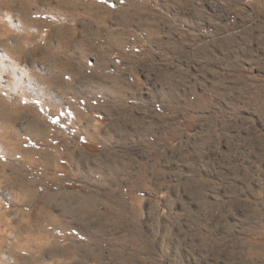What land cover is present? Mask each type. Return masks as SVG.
Returning <instances> with one entry per match:
<instances>
[{
  "label": "rangeland",
  "instance_id": "1",
  "mask_svg": "<svg viewBox=\"0 0 264 264\" xmlns=\"http://www.w3.org/2000/svg\"><path fill=\"white\" fill-rule=\"evenodd\" d=\"M8 1L0 7V264H264V0ZM135 4L143 6L139 22L117 24ZM83 5L91 13L72 23ZM153 22L160 28L148 27ZM111 29L137 33L123 50L144 53L149 64L162 60L166 87L183 92L179 101H161L156 70L124 72L146 90L145 113L165 114L177 129L164 130V141L151 134L136 147L128 135L104 132L108 139L92 145L75 123L72 107L84 110L89 96L74 93L59 66L79 53L90 70L91 41ZM82 32L89 44L65 41ZM124 101L130 109L122 120L136 100ZM95 118L109 127V116ZM34 122L46 127L38 136ZM69 147L78 154L70 156ZM102 152L119 155L114 159L121 169L128 163V173H155V182L129 184L120 175L99 184ZM81 202L108 218L92 222L86 212L79 224L81 215L70 217V210ZM108 202L128 210L108 214ZM89 251L101 258H88Z\"/></svg>",
  "mask_w": 264,
  "mask_h": 264
},
{
  "label": "crops",
  "instance_id": "2",
  "mask_svg": "<svg viewBox=\"0 0 264 264\" xmlns=\"http://www.w3.org/2000/svg\"><path fill=\"white\" fill-rule=\"evenodd\" d=\"M137 4V3H136ZM130 5L128 7L124 8V12L122 15H120V19L118 20L117 24L122 25L123 23L125 24V27H133V25H128V23H138L139 22V16L141 15L140 11H142V7L137 6V5ZM89 6V7H88ZM83 10L82 12L79 11L75 13L74 15H77V17H72V23L74 21L79 20L80 21V15L84 16L85 12L91 13V5H83ZM89 9L86 11L85 9ZM94 8V7H93ZM101 22L106 21V16L98 17ZM90 23V22H89ZM95 24V23H94ZM100 24V23H99ZM139 25V24H137ZM145 25V24H144ZM148 27L152 29L160 28L159 23L153 22V24L147 23ZM86 28L89 29H94L91 24L84 23L83 25ZM99 27V25L97 24ZM147 27V26H146ZM147 27V28H148ZM154 27V28H153ZM84 28V29H86ZM128 33H126L127 36H123V32L116 30V29H111L108 30L105 34L106 36L101 38L99 37L98 39H94L91 41V48H92V53H93V60L91 64L90 70H84L83 67V55L79 53H75L73 56L69 57L65 63H61L59 66L60 68L66 69L68 75V78L70 83H68L69 88L73 89L74 93H88V98L86 99L87 101H83L82 104L84 106V110L81 111H76L77 106H73L72 109L75 114V123L81 124L83 126L82 128V135L84 136L85 141L88 143H93L94 142H99L103 140L104 138H107L105 133L107 132L108 134L114 133L120 134L122 137L121 140L126 139L124 135H128V139H131L132 141L135 142V146L138 147L140 146V142H147L149 141V137L151 134H155L156 137L158 136V139L160 141H164L165 138L163 136V131L168 129L170 132L177 133V129L172 127L171 125L168 124L169 118L165 114H160V113H154L149 111L147 114L145 113V108L148 107L147 104H144L142 101V96L146 97L143 93L146 91L144 87L141 86L140 82L138 83L135 81V87L132 86L129 82L124 80V72L128 71L130 73H140L141 71H152L156 70L157 76L160 77V80L163 78L164 84H162V87H159L157 90V98L161 101L168 102L169 100H174V101H179L181 95L183 92L177 93L179 88L177 89L176 87H166V85H169V82L167 81V77L170 75L168 71H166L164 67V62L161 60L159 64H152L147 63V60L149 59L148 56L144 55V53L141 54H136V56H133L132 54L129 53V51H124V45L127 44V41H137L138 34L133 32L131 29H127ZM151 34L152 32H148ZM88 35L86 32L80 33V37H76L75 39H66L65 41L67 43L72 44L73 46L85 44V43H90V39L88 38ZM152 35V34H151ZM65 42V43H66ZM113 55V56H112ZM154 54L152 55L153 58ZM147 57V58H146ZM152 60V59H151ZM92 70V71H91ZM148 70V71H147ZM60 75V74H59ZM58 75V76H59ZM87 76V77H86ZM126 76V75H125ZM86 83L82 85L81 79H85ZM164 79L168 82V84L165 83ZM73 81V84L71 83ZM134 82V80H132ZM144 91V92H143ZM180 91V90H179ZM178 91V92H179ZM181 94V95H180ZM101 96L103 97V100H101ZM98 100L97 104L96 100L95 103L93 101L91 102V99ZM133 98L135 99V103H133V106H131V112L128 115L129 117H125L123 120L119 118L121 113H123V110H128L130 109L129 106L125 103V98ZM87 102V103H86ZM201 107H208V104L203 105H198V108ZM138 110L140 113H138ZM98 112H102L103 114L109 116L111 118L108 128H102L99 124V121L96 120L95 115ZM123 115V114H122ZM145 118H149V120L144 121ZM105 132V133H104ZM103 136V137H102ZM124 136V137H123ZM168 137V136H167ZM166 137V138H167ZM108 139V138H107ZM110 139V138H109ZM74 150L72 147H69V152L68 154L71 156L73 154H78V153H72L70 150ZM104 151V149H101ZM102 155L105 157L103 162H100V166L97 167V171L99 173H102L101 176L97 177V180L99 184H112L116 181V179L121 175L125 176V180L129 182V184L132 183H137V184H152L155 182L156 175L155 173L153 174H146L144 171L141 170H136L134 172L128 173L129 170L125 171L124 169H128L129 164L126 163L124 169H121L120 166V159H114L115 157L119 156L117 154H106L102 152ZM133 155L132 152L129 153V156ZM82 156V155H81ZM84 160H86L85 154H83ZM83 160V161H84ZM134 160L132 158L131 163H133ZM96 171L90 172V176H92ZM153 172V171H152ZM144 173V174H143ZM138 175H139V181H138ZM141 176V177H140ZM202 185V184H201ZM197 186L200 187L198 184ZM200 194V193H199ZM68 198V196H66ZM105 200L108 199V197L104 198ZM46 201H48V198H45ZM98 200L95 199L94 203L97 204ZM113 202H108L106 205L107 208V213L111 215H118L121 216L122 214L127 212V207L125 204H122L121 202L116 203L115 205L112 204ZM89 204V205H88ZM114 205V206H113ZM120 208H125L123 212L120 211ZM44 207L42 208V212L46 213V210H43ZM101 210V207L98 208ZM93 210V211H92ZM71 213H75L80 216V221L79 224H82L84 221V217L82 215L86 212L90 214V219H93V221H99L100 223L103 222L104 217L106 219L108 218L106 216V212H98L97 209H94V205L92 203H86V202H81L80 206L78 208L73 207V209L70 210ZM68 211V212H70ZM67 211L62 214V216H70L68 215ZM100 213V214H98ZM137 214V212H135ZM75 214L71 215L70 217H75ZM77 216V215H76ZM137 216V215H135ZM46 219H50L49 222L56 224V219L50 217V215H45ZM66 219L63 218V220L60 219L62 224L66 221ZM64 221V222H63ZM72 222L73 219H70ZM71 222H66L64 225H68ZM60 223V222H59ZM91 225V224H90ZM93 228L99 229L100 226L98 224L91 225ZM92 230H89V234L92 235L91 233ZM84 254V253H83ZM88 258H101V255L99 252H94L92 256L89 252H86ZM85 256L83 255L82 258ZM67 257H64L62 259H66ZM66 261H69L68 259ZM135 259H132L130 264H133ZM69 264V263H67ZM121 264L122 261H121Z\"/></svg>",
  "mask_w": 264,
  "mask_h": 264
},
{
  "label": "bare ground",
  "instance_id": "3",
  "mask_svg": "<svg viewBox=\"0 0 264 264\" xmlns=\"http://www.w3.org/2000/svg\"><path fill=\"white\" fill-rule=\"evenodd\" d=\"M9 3H11L10 1H8V0H0V7H3L4 9L5 8H9V6H10V4ZM33 125H35V130H34V135H39V134H41L43 131H41L42 129L44 130L46 127L43 125L42 126V123H40V122H34V124ZM30 131H32V129L30 130ZM47 131V130H46ZM45 131V132H46ZM29 132V131H28ZM46 134V133H45ZM37 135V136H38ZM42 135H44V133L42 134ZM28 136L29 137H27L26 138V140L28 141L29 139H31L32 138V135L31 134H28ZM41 136V135H40ZM35 139V138H34ZM255 143V142H254ZM256 144V146H257V148H259V146H260V142L258 141V142H256L255 143ZM258 193V192H257ZM254 207H256V205L254 206ZM125 210V208H120V211L121 212H123ZM254 213L255 214H258L259 213V210L256 208V210L254 211ZM144 245H145V247H147L146 246V244L145 243H143ZM242 244H243V242H242ZM143 245V246H144ZM246 245V244H245ZM252 246V245H251ZM249 247V246H248ZM252 252V251H251ZM255 253V252H254ZM256 255V254H255ZM258 256V255H257ZM255 257V256H254ZM259 257V256H258ZM230 258V257H229ZM233 258V257H232ZM260 259V258H259ZM250 261V260H249ZM256 261V260H255ZM253 262V261H252ZM243 263V262H242Z\"/></svg>",
  "mask_w": 264,
  "mask_h": 264
}]
</instances>
